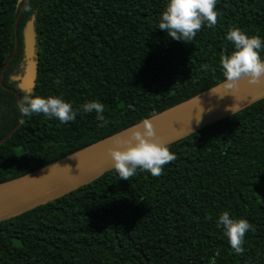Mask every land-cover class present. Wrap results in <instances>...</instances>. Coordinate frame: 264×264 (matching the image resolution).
I'll return each instance as SVG.
<instances>
[{"label": "trees", "instance_id": "16d2710c", "mask_svg": "<svg viewBox=\"0 0 264 264\" xmlns=\"http://www.w3.org/2000/svg\"><path fill=\"white\" fill-rule=\"evenodd\" d=\"M24 0H0V72L14 49ZM165 0H28L16 53L0 85V140L20 121L16 96L59 95L95 113L61 124L23 117L0 142V183L57 161L220 82L232 26L264 38V0H216L217 22L190 42L156 28ZM34 16L32 92L11 76L23 59L22 31ZM264 59V48L260 51ZM58 81V83H57ZM175 160L153 177L112 169L60 198L0 222V264H264V99L168 146ZM245 218L236 254L216 218Z\"/></svg>", "mask_w": 264, "mask_h": 264}, {"label": "clouds", "instance_id": "9594fccd", "mask_svg": "<svg viewBox=\"0 0 264 264\" xmlns=\"http://www.w3.org/2000/svg\"><path fill=\"white\" fill-rule=\"evenodd\" d=\"M215 5L216 0H165L156 28L163 30L173 40L190 42L202 25L212 27L216 24ZM224 39L232 46L229 53L219 57L223 77L221 87L225 94L235 93L241 80H245L248 85L259 84L264 77V59L260 56V51L264 48V38L248 35L239 27L232 26L225 32ZM210 92L216 94L214 89H210ZM195 100L197 101L196 97ZM16 109L21 117L20 122H23V117L42 114L64 124L73 121L78 111L95 113V119L98 121L104 119V105L96 99L83 102L77 110L71 102L65 101L59 95H25L16 101ZM201 111L198 104L194 115L197 122ZM111 145L106 149L111 167L118 178L125 180L136 175L137 170L158 177L163 166L176 158L168 145L156 136L148 119H142L123 136L113 137ZM215 223L232 251L236 254L242 253L245 232L253 230L248 220L230 217L229 212L225 210L219 213Z\"/></svg>", "mask_w": 264, "mask_h": 264}, {"label": "water", "instance_id": "95a60500", "mask_svg": "<svg viewBox=\"0 0 264 264\" xmlns=\"http://www.w3.org/2000/svg\"><path fill=\"white\" fill-rule=\"evenodd\" d=\"M27 1H23L14 21V49L0 72V85L2 74L17 50L18 21ZM22 40L21 73L13 80L17 82L19 91L30 93L35 86L38 63L34 16L26 22L22 31ZM3 88L11 91L17 100L19 99L14 90ZM210 89H214L216 94L211 93ZM231 95L225 94L220 82L145 119L152 123L160 141L169 146L264 99V77L256 85H248L245 80L239 81V89ZM198 104L202 109L199 122L194 118ZM20 123L19 121L11 131ZM138 123L42 168L0 183V222L60 198L112 170L111 160L106 151L112 146V138L122 132L125 134ZM11 131L0 142L9 136Z\"/></svg>", "mask_w": 264, "mask_h": 264}, {"label": "flooded vegetation", "instance_id": "af4514ba", "mask_svg": "<svg viewBox=\"0 0 264 264\" xmlns=\"http://www.w3.org/2000/svg\"><path fill=\"white\" fill-rule=\"evenodd\" d=\"M22 64H23V62L20 63L19 68H18V72L14 73V74L11 76V79H12V80H13L17 75H19V74L21 73V66H22ZM13 81H14V80H13ZM14 82H15L16 87H17V82H16V81H14ZM8 89H9V88H8ZM10 90H12V89H10Z\"/></svg>", "mask_w": 264, "mask_h": 264}, {"label": "bare ground", "instance_id": "6f19581e", "mask_svg": "<svg viewBox=\"0 0 264 264\" xmlns=\"http://www.w3.org/2000/svg\"><path fill=\"white\" fill-rule=\"evenodd\" d=\"M123 135H124V132H122V133L118 134V136H123Z\"/></svg>", "mask_w": 264, "mask_h": 264}]
</instances>
